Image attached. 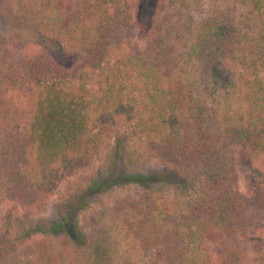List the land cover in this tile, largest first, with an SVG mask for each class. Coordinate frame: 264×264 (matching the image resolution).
<instances>
[{"label":"trees","instance_id":"trees-1","mask_svg":"<svg viewBox=\"0 0 264 264\" xmlns=\"http://www.w3.org/2000/svg\"><path fill=\"white\" fill-rule=\"evenodd\" d=\"M138 5L0 0L1 26L40 40L0 36V264H264V0H143L145 40ZM102 154L55 219L28 216Z\"/></svg>","mask_w":264,"mask_h":264},{"label":"rangeland","instance_id":"rangeland-1","mask_svg":"<svg viewBox=\"0 0 264 264\" xmlns=\"http://www.w3.org/2000/svg\"><path fill=\"white\" fill-rule=\"evenodd\" d=\"M142 1L143 0H138L139 5H138V13H137L136 21L138 25H143L144 33L142 34L141 39L145 40L147 37V32L150 30L151 23H150V20L145 21L143 17H141ZM225 1L226 0H224V2ZM14 32L15 33L12 34V32L8 28H3L0 24V36H2L3 38L1 47L3 46L4 48H7V49H11L14 47L13 49H15L16 51L20 53L21 52L30 53V52L37 50L40 40L34 32L28 31V30H24V31L16 30ZM8 37L10 40H7ZM70 65L71 64H69V66ZM109 144H111V147H110V151H111L113 150V147H114V140H111ZM135 149L142 155V151H139L136 146H135ZM106 157L107 155L105 156V154H102L100 158L96 160L93 163V165L88 167L86 170L79 172L73 177L63 179L60 182L57 191L51 194L47 198L46 207H45L46 210L45 211L29 210L27 211L29 214L28 216L34 219L46 218V217L55 219V211H54L55 204L58 201V199L63 194H65V192L68 190L69 183L71 181H80V182L85 181L87 178H89V176H92V174L96 173L100 175L101 173H103V169H105L106 166L109 165V161L108 159H106ZM155 163L156 162L153 159L147 156L142 158V164L145 167L152 168L155 165ZM236 171H237V176H238V187H239L240 194L243 196V198L246 201L250 203V206H253L254 204L253 203L254 202L253 184L257 182L259 178H257L256 173L250 171L241 161L238 162ZM131 193H134V192L133 191L125 192V191L117 190L108 196H102L101 197L102 202L98 201L97 199H94V204L96 203L95 206L97 205L96 209L98 210L100 208L101 203L103 204L106 203L110 205L111 203H113L114 201L118 199L124 198L127 195H131ZM2 210L4 212H7V211H14V212H19V213L26 212L20 209L18 206H15V205L13 206L12 203H7L6 206L2 208ZM97 210H95V212ZM255 215H258V213H255ZM121 241H122L121 245H123L122 247H124L123 239ZM263 259H264V256H263ZM138 260H140V258ZM252 261L254 264L262 263V260L260 258H255V257H252Z\"/></svg>","mask_w":264,"mask_h":264}]
</instances>
